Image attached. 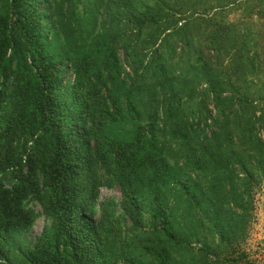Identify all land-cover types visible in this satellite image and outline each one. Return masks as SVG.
Listing matches in <instances>:
<instances>
[{
  "label": "trees",
  "instance_id": "16d2710c",
  "mask_svg": "<svg viewBox=\"0 0 264 264\" xmlns=\"http://www.w3.org/2000/svg\"><path fill=\"white\" fill-rule=\"evenodd\" d=\"M262 187L264 0H0V264H252Z\"/></svg>",
  "mask_w": 264,
  "mask_h": 264
},
{
  "label": "rangeland",
  "instance_id": "374dc122",
  "mask_svg": "<svg viewBox=\"0 0 264 264\" xmlns=\"http://www.w3.org/2000/svg\"><path fill=\"white\" fill-rule=\"evenodd\" d=\"M115 199L120 200V194L117 189L106 190L100 192V200ZM255 217L249 229V236L242 246L243 251L247 254L252 264H264V187H262L254 197ZM39 211V208H36ZM44 225L43 218H39L30 234V238L37 237Z\"/></svg>",
  "mask_w": 264,
  "mask_h": 264
}]
</instances>
